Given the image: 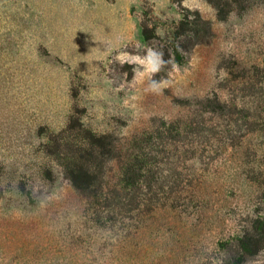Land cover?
<instances>
[{
	"label": "rangeland",
	"instance_id": "374dc122",
	"mask_svg": "<svg viewBox=\"0 0 264 264\" xmlns=\"http://www.w3.org/2000/svg\"><path fill=\"white\" fill-rule=\"evenodd\" d=\"M0 264H264V0H0Z\"/></svg>",
	"mask_w": 264,
	"mask_h": 264
},
{
	"label": "trees",
	"instance_id": "16d2710c",
	"mask_svg": "<svg viewBox=\"0 0 264 264\" xmlns=\"http://www.w3.org/2000/svg\"><path fill=\"white\" fill-rule=\"evenodd\" d=\"M204 23H208L207 21H205Z\"/></svg>",
	"mask_w": 264,
	"mask_h": 264
}]
</instances>
